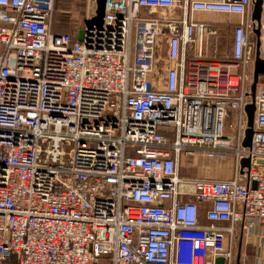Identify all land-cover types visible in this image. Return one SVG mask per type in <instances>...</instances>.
<instances>
[{"label":"built area","instance_id":"obj_1","mask_svg":"<svg viewBox=\"0 0 264 264\" xmlns=\"http://www.w3.org/2000/svg\"><path fill=\"white\" fill-rule=\"evenodd\" d=\"M97 2L80 41L55 0H0V264H231L238 227L264 239L255 0H107L101 27ZM200 13L239 17L224 58ZM194 157L233 178L181 176Z\"/></svg>","mask_w":264,"mask_h":264},{"label":"crops","instance_id":"obj_2","mask_svg":"<svg viewBox=\"0 0 264 264\" xmlns=\"http://www.w3.org/2000/svg\"><path fill=\"white\" fill-rule=\"evenodd\" d=\"M85 6L86 0H55L51 30L54 33L69 34L79 40V34L84 31L85 27L83 21L86 13ZM80 17H82L83 23L76 24L74 27L71 21L76 22ZM231 17L234 16L206 13L195 15V19L200 22L212 23L216 19V21L220 20L218 25L226 23L236 26L239 23L238 16ZM261 53L264 58V48ZM262 82H264V78H262ZM228 178L226 180L232 179L233 175ZM231 264H264V239L261 237L259 227L250 234L243 233L240 227L237 228Z\"/></svg>","mask_w":264,"mask_h":264},{"label":"rangeland","instance_id":"obj_3","mask_svg":"<svg viewBox=\"0 0 264 264\" xmlns=\"http://www.w3.org/2000/svg\"><path fill=\"white\" fill-rule=\"evenodd\" d=\"M231 17V18H235ZM239 19V17H237ZM84 23L86 21V14L85 18L83 19ZM82 17H80L76 22H73L74 27L76 24L83 23ZM75 22V23H74ZM220 20L216 19L211 23L218 28L219 33L216 36H211L207 40L206 45V54L208 58H217L222 59L224 58L225 54L229 52L231 49V40L233 35V30L235 25L229 24H221ZM251 40L255 42L256 45V35L253 33L251 36ZM262 37V36H261ZM262 42V49L264 48V39H261ZM233 166L232 161H213L203 157H194L189 160L184 159L181 163L180 168V175L183 177H192V178H199L205 180H226L227 177H231L233 175ZM228 178V179H229Z\"/></svg>","mask_w":264,"mask_h":264},{"label":"water","instance_id":"obj_4","mask_svg":"<svg viewBox=\"0 0 264 264\" xmlns=\"http://www.w3.org/2000/svg\"><path fill=\"white\" fill-rule=\"evenodd\" d=\"M107 0H98L97 2V11L96 16L92 20V25L97 27H101L103 24V19L105 16V9H106ZM263 4L264 0H255L254 2V12H253V21L257 25L254 33L256 35V58H255V65H254V72H253V82L251 86V98L252 102L247 105L246 113L248 117V129L246 131V138L243 143L245 148H250L252 143V138L254 135V124H255V113H256V105L255 99L256 94L258 91L259 85L262 83V78H264V58L261 56V20H262V12H263ZM84 31H81L79 34V40L82 41L84 38ZM242 168H249L250 167V160L244 159L241 162ZM253 188H257V183H253ZM216 264H225L224 258L220 257L217 259Z\"/></svg>","mask_w":264,"mask_h":264},{"label":"trees","instance_id":"obj_5","mask_svg":"<svg viewBox=\"0 0 264 264\" xmlns=\"http://www.w3.org/2000/svg\"><path fill=\"white\" fill-rule=\"evenodd\" d=\"M232 166H233V164H232Z\"/></svg>","mask_w":264,"mask_h":264}]
</instances>
